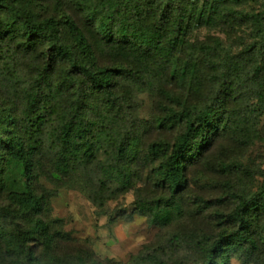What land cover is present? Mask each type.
Listing matches in <instances>:
<instances>
[{"label": "trees", "instance_id": "obj_1", "mask_svg": "<svg viewBox=\"0 0 264 264\" xmlns=\"http://www.w3.org/2000/svg\"><path fill=\"white\" fill-rule=\"evenodd\" d=\"M258 1L0 0V264H264V166L245 159L264 116ZM223 141L237 152L216 156ZM68 185L95 210L133 190L159 232L98 257L53 213Z\"/></svg>", "mask_w": 264, "mask_h": 264}, {"label": "rangeland", "instance_id": "obj_2", "mask_svg": "<svg viewBox=\"0 0 264 264\" xmlns=\"http://www.w3.org/2000/svg\"><path fill=\"white\" fill-rule=\"evenodd\" d=\"M248 2L247 7L250 8H257L260 4L258 0H248ZM243 30H240V33L246 36L247 32ZM206 36H220L227 43L232 42L224 32L218 30L200 29L194 33V39L197 40H203ZM136 100L138 117L149 121L155 106V96L148 90L137 91ZM255 123V130L257 129L260 135L256 143L251 145L245 153V159L251 164L264 166V140L262 139L264 116L261 115ZM216 148L218 147L215 146L214 149ZM234 148H236L234 144L223 141L216 156L234 154L237 152ZM10 183L12 188L19 187L21 184L19 171H14ZM42 183L49 189L54 188V185L45 178L42 179ZM133 200V190H130L118 200L107 201L102 209L95 210L83 193L82 186L68 185L59 189L57 195L52 198V205L54 215L65 219V229L81 243L89 246L98 257L126 262L144 244L152 241L159 232L157 227L150 224L146 216L134 210ZM116 213L118 214L115 215ZM232 264L241 263L233 259Z\"/></svg>", "mask_w": 264, "mask_h": 264}]
</instances>
